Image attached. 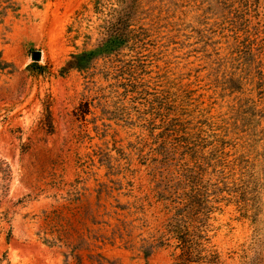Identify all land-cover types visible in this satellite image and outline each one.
Here are the masks:
<instances>
[{
    "label": "rangeland",
    "instance_id": "374dc122",
    "mask_svg": "<svg viewBox=\"0 0 264 264\" xmlns=\"http://www.w3.org/2000/svg\"><path fill=\"white\" fill-rule=\"evenodd\" d=\"M0 264H264V0H0Z\"/></svg>",
    "mask_w": 264,
    "mask_h": 264
},
{
    "label": "trees",
    "instance_id": "16d2710c",
    "mask_svg": "<svg viewBox=\"0 0 264 264\" xmlns=\"http://www.w3.org/2000/svg\"><path fill=\"white\" fill-rule=\"evenodd\" d=\"M113 22L114 23L109 22V28L105 34L106 36L102 44L93 50L83 51L79 54L72 55L71 60L60 69V73L64 75V73L68 72L69 70H85L88 64L91 63L96 57L103 54L114 53L124 47L128 42V35L124 30L125 21L124 19H118L117 21L115 19Z\"/></svg>",
    "mask_w": 264,
    "mask_h": 264
},
{
    "label": "water",
    "instance_id": "95a60500",
    "mask_svg": "<svg viewBox=\"0 0 264 264\" xmlns=\"http://www.w3.org/2000/svg\"><path fill=\"white\" fill-rule=\"evenodd\" d=\"M40 58H41V55L39 52H35L33 55H32V59L34 62H38L40 61Z\"/></svg>",
    "mask_w": 264,
    "mask_h": 264
}]
</instances>
